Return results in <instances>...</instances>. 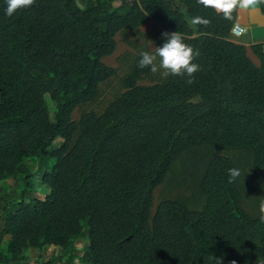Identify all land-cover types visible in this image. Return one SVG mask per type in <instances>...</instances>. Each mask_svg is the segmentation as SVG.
I'll return each mask as SVG.
<instances>
[{
  "label": "trees",
  "instance_id": "trees-1",
  "mask_svg": "<svg viewBox=\"0 0 264 264\" xmlns=\"http://www.w3.org/2000/svg\"><path fill=\"white\" fill-rule=\"evenodd\" d=\"M93 1L34 0L9 17L0 0V183L21 176L26 187L34 178L48 188L43 198L24 191L0 216V264H25L30 249H67L79 238L85 264H263L264 212L244 208L239 177L229 183L228 169H240L231 156L205 167L201 210L174 200L152 207L173 165L200 145L252 149L243 150L254 156L252 185L264 193V46L252 47L256 65L231 41L238 9L229 21L197 0ZM259 8L264 14V0ZM196 15L211 23L192 25ZM149 22L155 47L179 31L199 50L194 83L169 76L142 85L152 73L138 56L124 93L74 120L117 76L104 62L117 36Z\"/></svg>",
  "mask_w": 264,
  "mask_h": 264
},
{
  "label": "rangeland",
  "instance_id": "rangeland-1",
  "mask_svg": "<svg viewBox=\"0 0 264 264\" xmlns=\"http://www.w3.org/2000/svg\"><path fill=\"white\" fill-rule=\"evenodd\" d=\"M93 2V0H78V5L85 8ZM154 35L155 24L149 22L137 31L122 32L117 36L118 47L116 52L104 60L106 65L119 70L117 76L101 86L99 97L95 102L76 109L73 116L74 120H79L85 112H103L110 102L124 93L122 78L128 72L131 63L139 56L141 50L154 52ZM250 56L258 60L252 52H250ZM163 80L165 79L160 78L158 74H152L142 79L140 84L151 85ZM47 101L53 118L55 106L50 99ZM60 144H62V140L58 139L55 141L53 148ZM243 150L253 152L252 149L220 150L213 145H200L190 148L188 152L195 154H184L183 158L173 165L166 181L155 191L153 210L164 200L178 201L191 210H201L206 200V196L201 189L205 167L213 157L226 154L231 156L240 168V184L245 187L244 200L242 201L244 208L254 217L260 215L264 212V193L256 185H252V181H254L252 178L254 156L252 157L251 153ZM53 163L54 161L51 160L50 165ZM38 164L37 160L27 162L33 177H38V174L34 173L39 168ZM24 191H26L27 196L43 198L48 192V188L34 178L31 179V185L26 187L21 176L0 183V216L7 207L19 202ZM7 241L8 238H6L4 246H6ZM86 246V238H79L72 242L67 249L54 246L30 249L26 252L27 261L25 264H85L83 253Z\"/></svg>",
  "mask_w": 264,
  "mask_h": 264
},
{
  "label": "clouds",
  "instance_id": "clouds-1",
  "mask_svg": "<svg viewBox=\"0 0 264 264\" xmlns=\"http://www.w3.org/2000/svg\"><path fill=\"white\" fill-rule=\"evenodd\" d=\"M262 0H197L199 5L205 8L214 9L216 13L223 14L224 19L233 21V13L237 9L255 10ZM34 4V0H7L6 15L11 17L18 9L28 8ZM192 25L208 26L211 21L200 15L191 19ZM238 27V26H237ZM235 30V29H234ZM166 42L161 47H155L153 51L141 50L137 66L140 69L148 68L151 73L158 74L160 78L166 79L169 76L187 77L186 83H194V74L201 70V66L193 63L200 52L191 45L184 43L181 32L163 33ZM229 183L240 176L237 168L228 169ZM264 222V216L261 217ZM215 264H222V259L215 260Z\"/></svg>",
  "mask_w": 264,
  "mask_h": 264
},
{
  "label": "crops",
  "instance_id": "crops-1",
  "mask_svg": "<svg viewBox=\"0 0 264 264\" xmlns=\"http://www.w3.org/2000/svg\"><path fill=\"white\" fill-rule=\"evenodd\" d=\"M236 25L246 28L247 32L240 38L231 37V41L245 46L249 56L254 45L264 46V14L260 11L259 4L255 10L238 9ZM250 58L256 65H259V59L255 60L251 56Z\"/></svg>",
  "mask_w": 264,
  "mask_h": 264
},
{
  "label": "built area",
  "instance_id": "built-area-1",
  "mask_svg": "<svg viewBox=\"0 0 264 264\" xmlns=\"http://www.w3.org/2000/svg\"><path fill=\"white\" fill-rule=\"evenodd\" d=\"M238 26V27H237ZM235 29V30H234ZM247 32V29L240 26V25H235L231 31V34H232V37H235V38H240L242 37L243 35H245Z\"/></svg>",
  "mask_w": 264,
  "mask_h": 264
}]
</instances>
